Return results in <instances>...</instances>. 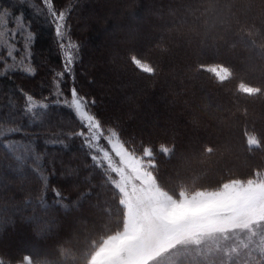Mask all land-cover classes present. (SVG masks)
Wrapping results in <instances>:
<instances>
[{
    "label": "rangeland",
    "instance_id": "374dc122",
    "mask_svg": "<svg viewBox=\"0 0 264 264\" xmlns=\"http://www.w3.org/2000/svg\"><path fill=\"white\" fill-rule=\"evenodd\" d=\"M138 3L140 0H95L94 11L80 18V28L83 30L88 28L89 21L102 25L105 19L118 17L120 21L117 19L116 25L108 26L100 40L96 39L94 44L87 46L91 55L85 59L87 77L93 78L92 84L102 89V95H115L117 103L123 104L120 111L126 120L133 121L142 115L140 120L148 132L145 135L160 133L158 138H151L147 142L148 146L138 144L140 139L137 134L134 141L129 142L121 134L122 145L107 148L106 155L100 159L99 166L104 168L119 190L120 201L124 205V223L119 231L103 239L91 254L88 264H177L180 259L192 262L203 258L209 264H231V261L234 264H264V172L248 179L224 181L219 187L205 190L175 194L166 188L171 183V176L182 170L180 162L178 170L174 163L171 165L169 162L171 159L174 162V135L177 126L182 124L177 117L183 115L182 109H186L188 115L193 112L195 115L194 108L188 102L192 100L190 94L194 89L199 91L195 100L198 104L201 105L203 97L202 100L214 101L215 106L216 102L219 104L215 99L217 96L221 99V106H212L210 110L205 105L202 111L196 110L198 120L188 118L185 123L194 135L200 129H210L211 134L207 135L212 136L215 140L213 143L228 160L231 147L226 133L232 126V120L224 104L229 102L231 87L253 92L264 89V80H254V74L260 71L258 60L250 56L246 45L240 43L234 48L236 40L232 38L226 41L222 49L220 41H224L222 38L226 29L255 32L254 27L264 22L258 18H264L261 10L264 0H258L256 4L254 0H145L144 15H148L147 21L143 20L142 24L139 22L142 19L132 14ZM126 9L131 11V23L122 22V12ZM178 9L181 11L177 12ZM186 10L192 25L182 20V13ZM201 15L207 17L201 18ZM198 16L200 19H197ZM216 24L220 26L219 30ZM171 31L175 33V41L170 40L168 35L165 40L160 38L162 33L170 34ZM182 34L188 36L185 42L180 38ZM189 36L196 38V45ZM259 42L264 45V40ZM201 49L204 51L201 52ZM146 50L149 53L146 54ZM205 51L213 55L224 54L233 63L239 64V69L248 72L247 75L236 72L233 64L201 62L198 66L212 73L213 80L228 82V85L224 84V93L207 95L206 90H199L208 87L206 83L203 84L205 80L201 79L197 88L194 87L195 78L190 66L193 60L200 61V57L206 55ZM126 52L137 54L134 58L137 68L153 76L149 75L138 86L133 84L134 87L129 90L122 88L126 82L124 77H131L123 62L122 54ZM103 53L105 56L100 57ZM162 63L164 67H161ZM96 66L100 67V71H94ZM102 73L105 75L102 76ZM156 81H160L159 86ZM181 82L186 84L187 89L182 94L186 98L178 101L179 105L173 113L170 106L177 104L176 100H172L176 96L173 83ZM153 89H156L154 98L151 95ZM146 91L150 93L147 101L144 99ZM246 107L249 112L243 117L257 125H264V101L247 104ZM235 110L239 113L244 109L237 107ZM115 112L118 113L116 109ZM205 113L209 116H205ZM248 126L252 128L256 125ZM253 136L248 137L251 145L256 144ZM206 139L209 140L202 138L201 141ZM194 141L190 142L191 146L196 143L200 149L202 143L197 139ZM243 154L238 153L241 161L246 157ZM201 160L203 158L198 157V161ZM226 167L229 170L232 166L228 163ZM202 170L208 172L207 169ZM227 170L222 168L216 173L227 174ZM211 173L208 172L210 176L206 180L216 179V175L213 173L212 176ZM26 240L23 238L17 243L23 244ZM17 264L33 262L26 255Z\"/></svg>",
    "mask_w": 264,
    "mask_h": 264
},
{
    "label": "trees",
    "instance_id": "16d2710c",
    "mask_svg": "<svg viewBox=\"0 0 264 264\" xmlns=\"http://www.w3.org/2000/svg\"><path fill=\"white\" fill-rule=\"evenodd\" d=\"M254 1L256 4L258 0ZM65 3L75 6L68 19V24L70 25L71 39L80 46L79 63L75 68L76 87L81 94L95 97L96 104L92 108V111L103 122L106 128L109 126L115 127L120 135L124 134L126 142L134 141L135 137L139 135L140 143L138 144L142 145L144 143V145L148 146L147 142L151 138H158L160 133L145 135L148 132L144 130V124L142 125L144 122L140 120L142 115L133 121L131 119L126 120L120 111L123 108V104H118L115 95L112 93L106 96L102 95V89L92 84L93 78L87 77L88 71L84 66L86 56L90 55L87 46L94 44L96 39L100 40L108 26L111 24L116 25L118 17L116 16L113 19L107 18L102 25L97 21H89L88 28L81 30L80 18L87 12L94 11L95 0H55L58 9L63 7ZM144 4L145 0H140L138 6L133 8L132 11L134 17L142 19L139 21L141 24L143 20L147 19L146 16L148 15H144L146 14V6ZM0 7L8 8L12 11H23L25 19L32 21L31 28L36 33V41L32 49V62L37 68V74L34 77H27L19 72L12 74L11 79L0 77V117H3L5 113L18 112L22 107L23 97L17 91L18 88H23L25 91L39 98L47 96L51 87L52 74L61 68V59L60 50L57 46V38L51 25L48 23L46 10L41 5L40 0H24L22 6L18 3V0H0ZM261 10L262 14H264V7ZM187 13L188 10L182 13V20L185 24H191ZM130 14L131 11H128V9L124 10L122 12V20L124 21L122 22L127 21L131 23ZM204 16L207 17V15ZM204 16L201 15L200 17L205 18ZM228 17L231 18L230 16ZM258 18L259 21H264L263 17L260 16ZM118 21L120 20L118 19ZM217 25L216 28L219 30L220 26ZM254 29L255 32H252V30H245L243 32L236 28L235 30L226 29L222 38L224 41L221 40L220 43L223 49L228 39L235 38L236 43L233 45L234 48L240 43L246 45L250 56L258 60L256 62L259 65L257 67L260 71L258 70V73L254 74L256 75L254 80L263 81L264 45L262 46L259 41L264 40V22L260 23L256 28L254 27ZM167 35L170 40L175 41V33L173 31L170 34L162 33L160 38L165 40ZM189 37L191 42L193 41L196 45V38ZM180 38L184 42L186 39L188 40V36L184 34L180 35ZM155 42L158 43V41ZM152 48H155L154 45ZM203 51L201 49V52ZM144 52L146 54L149 53L147 50ZM101 56L104 57L105 54L103 53ZM137 56L134 52L123 54V62L129 70L131 77H124L126 82L124 81V87L122 88L129 90L134 87L133 84H140L145 78L153 77L148 72L137 68L134 62V58ZM199 60H193V64H190L195 78L193 84L196 87L202 80H205L203 84L206 83L208 87H205V89L201 87L199 90H206L207 95L210 96H213V92H216V94L224 93V84L228 85V82L216 78L213 80L212 73L198 66L201 62L215 61L229 65L233 64L235 71L237 69L236 72H240V75L245 76L248 73L239 69V64L235 61L233 63V60L227 58L224 54L220 56L206 53ZM95 69H99L100 71L99 66L94 68L96 72ZM104 75L105 73H102V76ZM159 82L156 81L158 86ZM184 84L182 82L173 83L176 96L172 100H176L177 102L174 106H170V111L173 113L179 105L178 101L181 98H186L182 95L185 92L184 89H187L186 84L185 86ZM155 90H152L151 95L153 98L156 95ZM65 91H67V88H65ZM231 91L229 102L224 104L232 120L230 123L232 126H230L228 133H226L230 139L228 143L231 147L228 160H226L227 157L223 156L213 143L215 140L212 139V136L207 135L210 129H200V131H197V135H194L185 123L188 118L198 120L197 111H202L201 108L205 107V105L210 110L214 106V101L208 99L202 100V96L201 105L198 104L195 100L198 99L196 94L199 91L197 89L196 91L195 89L192 90L190 94V99L192 98V100L188 102L194 108L195 115L194 112L188 115L189 113H187L186 109H182L181 114L183 115H181V118L180 115L177 117L178 121L182 120V124H179L176 128V135H174L176 136L174 138L175 144L172 153L175 155L173 158L174 162L170 158L169 164L173 165L174 163L175 165L173 166L177 170L179 169L178 166L182 164V170L177 172V175H172L171 183L168 186L166 185V188L171 193L177 194L182 191L216 188L224 181L237 178L248 179L264 172V125L263 123L257 125L255 122H250V119L243 117L249 112L246 107L247 104L255 105L257 101L259 103L264 101V89L247 92L242 89H235L232 86ZM149 94L148 91L144 94L146 101ZM214 96L216 95L214 94ZM219 98L217 96L215 98L219 102V104L216 102V107L221 106V99L219 100ZM9 103L13 105L12 108L8 107ZM237 107L244 109L242 110L243 112L240 111L238 113L235 110ZM115 109L118 113L115 112ZM153 112L156 113L155 110ZM48 113L53 121L51 124H42L39 128L29 127L27 129L31 138L39 136L35 146L45 158L42 174L48 178L47 189L44 188L43 181L27 169L24 170L23 174H15L8 171L7 165L11 164L12 161L6 158V153L3 148H0V219L6 220L10 216L22 214L28 218L31 224V227H29L17 223L15 229L5 227L0 231V264H17L26 255L30 256L33 264H88L91 254L103 239L119 231L124 223V205L120 201L119 190L109 178L104 168L101 166L96 168L93 165L87 154V149L82 148L79 138L68 139L66 136L57 137L55 135L60 130H63L65 133L77 130L79 125L75 118L64 108H50ZM204 115L209 116L208 113ZM17 121H20L19 116H17ZM248 125L256 126L250 128L251 126ZM232 127L233 130L231 129ZM138 133H141V135ZM249 135H254L255 145L249 144ZM53 138L63 140V144L52 146L44 143L46 139L51 140ZM202 138H208L209 140H205L208 143H205L204 140L202 142ZM193 139H197L202 143L200 149L196 143L191 146L190 142L194 141ZM185 143L189 144L185 145ZM181 144L182 147H180ZM241 152L244 153L243 155H246L244 161L239 159L240 155L238 153L240 154ZM198 157L203 158V160L199 162ZM228 163L232 166L229 170L226 167ZM202 168L207 169L208 172H212V176L214 173L216 179L212 181L206 180L210 175H208V172H204ZM222 168L227 170V174L216 173V171ZM53 188L59 190L62 198L58 199L53 195ZM82 221H84L83 225ZM23 238L27 239L26 242L18 244L17 240L21 241ZM181 262L185 264H209L205 258L196 259L192 262H188L187 259H180L177 264H182ZM231 264H234L233 261H231Z\"/></svg>",
    "mask_w": 264,
    "mask_h": 264
},
{
    "label": "snow or ice",
    "instance_id": "6c2138e0",
    "mask_svg": "<svg viewBox=\"0 0 264 264\" xmlns=\"http://www.w3.org/2000/svg\"><path fill=\"white\" fill-rule=\"evenodd\" d=\"M40 2L57 37L61 68L53 72L49 94L43 98L36 97L23 88L17 89L23 97V105L18 112H7L0 117V148H3L6 158L12 161L7 165L8 171L23 174L27 169L38 176L47 189L48 178L42 174L45 158L35 146L39 136L31 138L27 129L51 124L53 121L48 113L50 108H64L72 114L79 128L67 133L60 130L55 135L66 136L68 139L79 138L82 148L87 149L89 159L96 168L99 167L100 159L106 155L107 148L114 149L117 144L122 145L123 141L115 127L105 128L103 122L92 111L96 104L95 97L81 94L76 87L75 68L79 63L80 46L72 41L68 24L75 6L65 3L58 9L55 0ZM18 3L22 6L24 0H18ZM31 24V20L25 19L23 11L0 7V77L11 79L12 74L18 72L27 77H34L37 74V68L32 62L36 33L32 30ZM8 107L12 108L13 105L9 103ZM17 116L20 117L19 122ZM44 143L56 146L62 145L63 140L46 139ZM52 192L58 199L62 198L58 189L53 188ZM17 223L31 227L28 218L21 214L10 216L6 220L0 219V231L5 227L15 229Z\"/></svg>",
    "mask_w": 264,
    "mask_h": 264
},
{
    "label": "bare ground",
    "instance_id": "6f19581e",
    "mask_svg": "<svg viewBox=\"0 0 264 264\" xmlns=\"http://www.w3.org/2000/svg\"><path fill=\"white\" fill-rule=\"evenodd\" d=\"M132 22H133V21H132ZM133 24H134V23H133ZM158 25H159V24H158ZM149 28H150V27H149ZM142 31H143V30H142ZM144 32H145V31H144ZM153 34H154V32H153ZM140 36H141V35H140ZM146 36H147V35H146ZM147 37H148V36H147ZM138 39H139V38H138ZM158 42H159V41H158ZM127 45H128V44H127ZM133 46H134V45H133ZM123 47H124V46H123ZM123 47H122V48H123ZM130 48H132V47H130ZM134 49H136V48H134ZM131 50H133V49H131ZM131 50H130V51H131ZM160 53H161V52H160ZM122 55H123V54H122ZM128 77H129V76H128ZM131 85H132V84H131ZM197 98H198V97H197Z\"/></svg>",
    "mask_w": 264,
    "mask_h": 264
}]
</instances>
